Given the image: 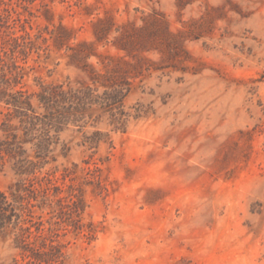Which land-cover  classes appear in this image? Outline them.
<instances>
[{"label": "rangeland", "instance_id": "obj_1", "mask_svg": "<svg viewBox=\"0 0 264 264\" xmlns=\"http://www.w3.org/2000/svg\"><path fill=\"white\" fill-rule=\"evenodd\" d=\"M0 264H264V0H0Z\"/></svg>", "mask_w": 264, "mask_h": 264}, {"label": "trees", "instance_id": "obj_2", "mask_svg": "<svg viewBox=\"0 0 264 264\" xmlns=\"http://www.w3.org/2000/svg\"><path fill=\"white\" fill-rule=\"evenodd\" d=\"M14 101H16V103H18L20 100H17V99H14ZM18 101V102H17ZM118 100H116L115 102H117ZM49 102V101H48ZM24 103H26V101H24ZM51 102H49L48 104H50ZM53 103V102H52ZM16 143V142H15ZM14 145V142L12 143ZM21 141H17V143L14 145L15 147L19 148V150L21 149ZM1 196H3L4 198V195L1 194Z\"/></svg>", "mask_w": 264, "mask_h": 264}]
</instances>
